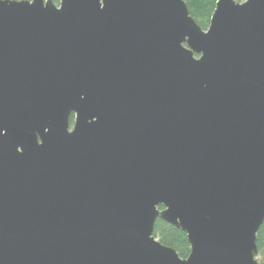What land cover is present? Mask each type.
<instances>
[{"label": "water", "instance_id": "obj_1", "mask_svg": "<svg viewBox=\"0 0 264 264\" xmlns=\"http://www.w3.org/2000/svg\"><path fill=\"white\" fill-rule=\"evenodd\" d=\"M263 222L264 0H0V264H258Z\"/></svg>", "mask_w": 264, "mask_h": 264}, {"label": "trees", "instance_id": "obj_2", "mask_svg": "<svg viewBox=\"0 0 264 264\" xmlns=\"http://www.w3.org/2000/svg\"><path fill=\"white\" fill-rule=\"evenodd\" d=\"M21 1V0H16ZM31 1V0H25ZM188 9L189 15L196 24L206 30L209 26L211 15L215 9L217 0H183ZM243 2L244 0H235ZM57 4V2H55ZM73 122V117L70 118V124ZM163 210V208H159ZM153 236L163 246L176 251L181 259H185L190 254V246L186 239V235L179 229L157 219L154 225ZM257 254L256 260L258 264H264V222L256 235Z\"/></svg>", "mask_w": 264, "mask_h": 264}]
</instances>
